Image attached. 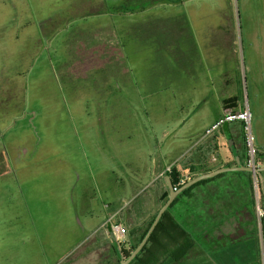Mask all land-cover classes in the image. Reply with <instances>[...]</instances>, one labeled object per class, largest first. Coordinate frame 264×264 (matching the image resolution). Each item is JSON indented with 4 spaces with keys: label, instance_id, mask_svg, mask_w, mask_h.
<instances>
[{
    "label": "rangeland",
    "instance_id": "obj_1",
    "mask_svg": "<svg viewBox=\"0 0 264 264\" xmlns=\"http://www.w3.org/2000/svg\"><path fill=\"white\" fill-rule=\"evenodd\" d=\"M175 1L0 0V264H119L107 219L135 243L160 206L142 213L156 171L183 182L225 164L206 131L226 99L264 150V0ZM220 175L212 185L240 194L193 224L184 197L171 210L199 242L180 264H264L248 180ZM93 213L105 218L92 234Z\"/></svg>",
    "mask_w": 264,
    "mask_h": 264
},
{
    "label": "crops",
    "instance_id": "obj_2",
    "mask_svg": "<svg viewBox=\"0 0 264 264\" xmlns=\"http://www.w3.org/2000/svg\"><path fill=\"white\" fill-rule=\"evenodd\" d=\"M219 37H220V35H218V38ZM222 109L223 110H222L221 114L216 118V120L212 123V125L216 121H218L221 117H223L226 113L230 112L231 109L233 111H243V109L237 107V103L234 101V98H229V99L224 100ZM242 125H243V123H241V122H234V123H231V124H226L222 129H220L218 131V132H220L219 136H216L214 138V140L208 142V147L213 149V150H216V153H218V155H220V152H222V151L224 153V157L223 158L226 159L225 164L222 163L220 166H218V169H220L221 167H235V166H237L238 163H241L244 166H248L247 165V152H244V150H243L244 149V139H243L241 131H240V129L242 128ZM228 136L232 137V139L234 141V144H235V147H236V151H232L229 148V146L227 147L225 145V143L227 144ZM198 146H199L198 143H195L192 150H194V149L201 150V149H199L201 147H198ZM261 152L264 153V150L261 151ZM171 168H173L172 165H167V166H163L162 168H160L158 171L155 172V174H154V177H155L154 184H156V186H157L155 188L156 189L155 192L157 193L156 194V199L157 200L155 199V204H153V205H148V203H147L146 206L142 207V213L144 212L143 215H146V217L151 216V215H153L155 213V212H153L150 215V212L154 209V205L158 206L160 204V206H158V208L156 210V214L155 215H157L159 209L162 207V205H163V204L161 205L162 198L164 197V195H165V193L167 191L169 192V189H168L167 185L165 184V182H164V185H162V182H160V179L164 178L166 175H168V173L170 172ZM218 169H216V170H218ZM213 171H215V170L214 169H209L208 166L206 165L205 167H202V169L200 171L195 173L191 178H187V179L191 180V179H193V178H195L197 176L203 175L205 173L213 172ZM241 172H243V171L232 172V174H233V176L237 175V176L240 177L241 176ZM245 173H248V172H245ZM253 178H256V181H257L256 175H253ZM260 180H261V182L263 184L264 183V177H261ZM185 182L186 181H183L182 183H185ZM212 183H213V181L212 182H208V183L195 184V185L192 186L193 188L190 191H188L187 194L184 196L185 202H186V205H187L186 206L187 207V211H186L187 218L188 219H192V224H193V219H194L195 216L197 217V216H200L201 214H203L204 208H205V204H207L208 201H210V202L214 201V202H212L213 204L216 203V201L219 198H221L220 194L223 193V192H229V193L232 194V193H234L236 191H239V194H240V191H241V187L240 186H238V189L236 190L235 186L232 187V185L231 186H225V187L220 185V186L217 187L216 185H212ZM262 187L264 188V186H262ZM211 189L213 190V192H211ZM248 192H249V188H248ZM249 197H250V194H249ZM232 198H233V200H235V198H237V197L233 196ZM255 199H256V207H257V211H258L259 208H258V204H257L258 200H257V193L256 192H255ZM239 200H240V196H239ZM250 204H252V202H250ZM216 206L217 205H215V207ZM109 208H110L111 212L112 211L113 212L114 211L118 212L120 210L119 208H116V209L113 210L112 202H110V204H108L106 206V209H109ZM124 208H121V211H123ZM199 209H202L203 211L199 210ZM199 211H201L202 213H200ZM134 214H136V213L134 212ZM105 215H107V214H105ZM172 216L174 217L173 214H172ZM99 218L100 217H98V215L95 214V213H93L90 216H88L86 218L85 223H84V225H86L87 227L82 225V228H84L83 231L87 230V232H91V233L93 232L94 233L99 228H102L103 226H101V225H103V223H104L102 220L105 218V216L102 219H99ZM147 221H148V219L143 221V223H141V226L139 228L142 229V227H146L145 224L147 223ZM115 223L122 224L123 227H125L126 231L128 230V228L126 227V225L123 222H121L120 220H115V219H113V217L108 218L107 221H106V224H107V226H106L107 230L106 231H107V234H108V238L110 239L111 244H112L111 246H112V250H113V255L121 258L122 255L120 253V249H119L120 247L117 245V243L113 239L112 233H111V226H112V224H115ZM189 223H190V221H189ZM130 225H133L132 222H130ZM143 230H141L140 232H143ZM128 232H129V230H128ZM128 232H127L128 240L129 241L130 240L133 241V239H130L131 236H130V233H128ZM189 232H192V234H193L192 230L189 231Z\"/></svg>",
    "mask_w": 264,
    "mask_h": 264
},
{
    "label": "trees",
    "instance_id": "obj_3",
    "mask_svg": "<svg viewBox=\"0 0 264 264\" xmlns=\"http://www.w3.org/2000/svg\"><path fill=\"white\" fill-rule=\"evenodd\" d=\"M152 1H153L152 4H157V3L173 4L176 2L175 0H152ZM240 131L244 139V143L246 145V132L244 125H242ZM263 157H264V153L257 151L258 163L262 164ZM263 173L264 172L257 174L256 177H257V182L258 184H260L262 190L261 199L258 208L261 212H263V215L261 217V224H262L263 248H264V188L262 187L263 185L260 181V177H262ZM168 175L170 176L173 185L177 189H179L183 184L187 182L186 181L185 183H182L180 181L179 173L174 168H171ZM241 175H244L248 180L249 194L252 200L251 202L255 212H257L253 175L249 172L248 173L241 172ZM220 176L222 175H218L214 178L200 181L197 184L208 183L212 181L214 182ZM192 188L193 187H190L189 189L183 191L175 199V201L172 203V205L164 213L163 217L159 221L157 227L152 233L144 249L138 254V256L130 264H165V260H169L174 264H180L197 247L199 243L198 239L191 232H189L179 221H177L175 217H173L171 214L172 208L176 205V203L180 200V198L184 197L187 194V192L190 191ZM168 197H169V193H166L162 198L163 204L167 201ZM155 217L148 225H146L144 231L142 232V235L140 236L141 238L136 239L135 241L136 244L134 243V241H131L132 244L128 251H126L122 247L119 248L120 253L122 255L121 260L128 258L132 253L133 249L137 247L138 244L142 241L146 232L148 231L149 227L154 221ZM131 242L128 241V244H130ZM117 245L120 246L119 244Z\"/></svg>",
    "mask_w": 264,
    "mask_h": 264
},
{
    "label": "water",
    "instance_id": "obj_4",
    "mask_svg": "<svg viewBox=\"0 0 264 264\" xmlns=\"http://www.w3.org/2000/svg\"><path fill=\"white\" fill-rule=\"evenodd\" d=\"M228 139L230 141L231 150L236 151V147H235V144H234L232 137L228 136ZM239 171L249 172V173H252L253 175H257L261 172H264V167L253 168V167L244 166L241 163H238L237 166H235V167H222L218 170H215V171L209 172V173H205L203 175L197 176V177L187 181L179 189L175 188V186L172 183L170 176L166 175L165 183L169 189V197H168L167 201L159 209L154 221L152 222L151 226L149 227V229L146 232L142 241L138 244L137 247H135L133 249L132 253L130 254V256L128 258L120 260V264H130L138 256V254L146 246L148 240L150 239L152 233L154 232L155 228L157 227V225H158L159 221L161 220V218L163 217L164 213L169 209V207L172 205V203L175 201V199L183 191L189 189L190 187L199 183L200 181L214 178V177H216L220 174H223L225 172H239Z\"/></svg>",
    "mask_w": 264,
    "mask_h": 264
},
{
    "label": "built area",
    "instance_id": "obj_5",
    "mask_svg": "<svg viewBox=\"0 0 264 264\" xmlns=\"http://www.w3.org/2000/svg\"><path fill=\"white\" fill-rule=\"evenodd\" d=\"M250 120V114L248 111H230L226 113L223 117H221L218 121H216L207 131L206 135H213L216 132H218L220 129H222L226 124H231L234 122H241L245 126V132H246V145L248 148L247 153V165L248 167L258 168L259 166L264 167V157L262 164L258 163L257 160V150L253 147V136L247 132V125ZM261 214H263L261 212ZM111 233L112 237L115 240V242L119 245L128 243V234L123 227L122 224L115 223L111 226Z\"/></svg>",
    "mask_w": 264,
    "mask_h": 264
}]
</instances>
